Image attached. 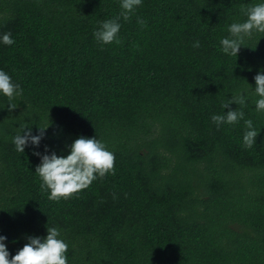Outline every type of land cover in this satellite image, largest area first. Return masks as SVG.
<instances>
[{"label": "trees", "instance_id": "trees-1", "mask_svg": "<svg viewBox=\"0 0 264 264\" xmlns=\"http://www.w3.org/2000/svg\"><path fill=\"white\" fill-rule=\"evenodd\" d=\"M262 2L142 0L119 20L121 43L101 44L93 33L119 15L120 0H0V37L14 40L0 39V70L23 90L11 111L0 93L9 259L55 226L68 264H264V112L254 103L264 33L246 37L236 57L220 44L246 19L241 9ZM238 92L246 106L229 108L260 129L252 148L243 120H211ZM48 123L38 146L16 151L21 125L35 136ZM79 137L105 144L115 174L50 200L34 153L67 156Z\"/></svg>", "mask_w": 264, "mask_h": 264}, {"label": "clouds", "instance_id": "clouds-1", "mask_svg": "<svg viewBox=\"0 0 264 264\" xmlns=\"http://www.w3.org/2000/svg\"><path fill=\"white\" fill-rule=\"evenodd\" d=\"M141 4L142 0H120L119 15L100 22L99 28L93 33L96 41L101 44L121 43L117 38L121 27L119 20L128 21ZM241 11L246 19L243 22H234L229 25L227 30L230 36L220 40L222 52L235 57L246 37H251L254 31L264 33V2L243 7ZM137 23L142 27L146 26V21L143 19L137 18ZM0 39L5 45L14 43L10 32L4 33ZM193 47L199 48V41L194 42ZM254 81V91L259 97L254 102L255 110L264 112V74L258 72ZM22 91L18 84L12 82L8 74L0 70V93L7 97L9 111L17 107V104L11 103V101L21 95ZM246 99L244 92L233 95L231 100L225 99L222 108L229 110L221 115H213L211 120L218 128L224 123L235 125L243 120L245 128L243 146L252 148L260 129L254 128L251 119L244 118L245 113L242 110L229 108L230 104L235 103L242 109L246 106ZM49 123L47 126L38 127L39 134L35 136L31 134L28 125H21L12 140L16 151L22 153L28 143L38 146ZM26 128L28 130L24 131ZM22 131L23 135H21ZM45 151L47 152V148ZM34 155L40 156V163L36 166L35 173L42 181L41 189L47 190L48 198L53 201L70 198L75 193L89 187L97 177L104 178L107 174H115V155L95 137L75 139L70 145V154L67 156H57L54 152L50 155H41L36 152ZM46 230L47 235L43 239L28 237V242L15 255L11 256V259H9V252L4 243L6 237L0 235V264H68L66 256L68 244L58 238L60 230L55 226L47 227Z\"/></svg>", "mask_w": 264, "mask_h": 264}]
</instances>
